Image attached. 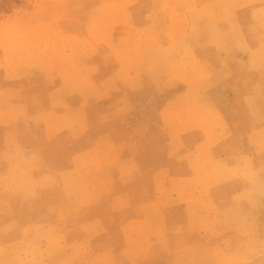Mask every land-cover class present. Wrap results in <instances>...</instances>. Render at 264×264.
<instances>
[{
  "label": "rangeland",
  "instance_id": "rangeland-1",
  "mask_svg": "<svg viewBox=\"0 0 264 264\" xmlns=\"http://www.w3.org/2000/svg\"><path fill=\"white\" fill-rule=\"evenodd\" d=\"M134 4L0 0V70L38 72L58 83L50 97L58 112L36 113V124L50 129L46 144L35 148L33 136L22 151L12 138L3 143L9 122L0 111V264H264V184L245 170L249 192L230 207L210 201L203 181L211 171L200 161L191 171L202 176L172 182L169 202L148 216L152 224L125 223L131 199L119 191L131 168L123 165L119 184L112 126L121 114L113 79L101 75L113 62L124 80L164 67L130 62L145 61L153 51L145 44L156 39L133 25ZM4 101L0 96V106ZM30 151L34 159H18ZM163 190L159 180V197Z\"/></svg>",
  "mask_w": 264,
  "mask_h": 264
},
{
  "label": "crops",
  "instance_id": "crops-1",
  "mask_svg": "<svg viewBox=\"0 0 264 264\" xmlns=\"http://www.w3.org/2000/svg\"><path fill=\"white\" fill-rule=\"evenodd\" d=\"M134 1L133 25L156 39L145 44L153 50L145 61L134 56L130 62L164 67L130 72L124 80L113 62L109 70L114 72L101 75L102 80L113 79L114 111L121 114L112 126L121 162L116 167L119 184L123 165L131 168L129 181L123 182L129 183L127 188L119 191L131 199L125 223L152 224L148 216L160 201L162 206L169 202L172 182L202 176L191 171L200 161L211 171V179L203 181L210 201L230 207L251 187L241 172L264 184V0ZM7 70H0V96L5 99L0 111L9 122L3 143L12 138L22 151L33 136L35 148L46 144L42 139L50 129L36 124V113L58 112L50 99L58 83L38 72ZM36 156L35 151L17 157L26 161ZM139 211L145 216H138Z\"/></svg>",
  "mask_w": 264,
  "mask_h": 264
}]
</instances>
